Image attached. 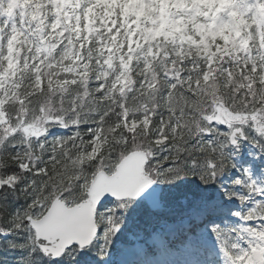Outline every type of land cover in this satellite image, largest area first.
<instances>
[{"label": "clouds", "instance_id": "1", "mask_svg": "<svg viewBox=\"0 0 264 264\" xmlns=\"http://www.w3.org/2000/svg\"><path fill=\"white\" fill-rule=\"evenodd\" d=\"M0 264H264V0H0Z\"/></svg>", "mask_w": 264, "mask_h": 264}, {"label": "rangeland", "instance_id": "2", "mask_svg": "<svg viewBox=\"0 0 264 264\" xmlns=\"http://www.w3.org/2000/svg\"><path fill=\"white\" fill-rule=\"evenodd\" d=\"M124 243H125V244H128V243H130V241H128V240L126 239ZM150 249H151V248H150Z\"/></svg>", "mask_w": 264, "mask_h": 264}]
</instances>
